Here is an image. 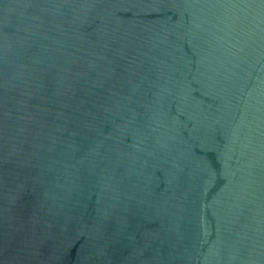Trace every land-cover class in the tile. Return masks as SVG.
Instances as JSON below:
<instances>
[{"label": "water", "instance_id": "1", "mask_svg": "<svg viewBox=\"0 0 264 264\" xmlns=\"http://www.w3.org/2000/svg\"><path fill=\"white\" fill-rule=\"evenodd\" d=\"M0 264H264V0H0Z\"/></svg>", "mask_w": 264, "mask_h": 264}]
</instances>
